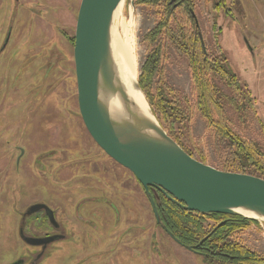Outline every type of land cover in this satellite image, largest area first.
<instances>
[{
  "label": "rangeland",
  "instance_id": "1",
  "mask_svg": "<svg viewBox=\"0 0 264 264\" xmlns=\"http://www.w3.org/2000/svg\"><path fill=\"white\" fill-rule=\"evenodd\" d=\"M139 1L125 0L114 23L115 34L118 36L121 34L120 36L123 37L124 31L125 36L127 33L130 34L129 36L135 41L139 64L138 77L149 55L147 36L158 25L161 18V9L141 4ZM193 1L196 4V16L209 49L213 51L216 42L220 43L223 55L238 75L241 84L250 93L249 99L254 98L256 101L255 107L249 110V115L244 120L239 118L235 110L227 109L232 119V128L241 137L256 140L264 149V0H226L225 4L221 0ZM80 3L81 0H0V48L9 39L6 49L0 53V77L3 75L0 83L3 78L11 81V75L24 65L35 74L34 78L39 79V82H36L31 89H28L30 85L27 89L24 86V82L29 81L28 76L24 78V82L23 79L19 80L18 82L21 83L17 86L11 85L8 89H0V107L3 108L0 116L4 114L6 122L12 124L10 119L14 120L23 112L25 113L30 100L38 103L39 110L43 111V117L40 118L41 122L43 121L41 125L48 130L49 134V137H42L44 140L41 148L58 149L64 153L67 176L61 179L69 180L71 186L77 181L79 171L82 177L84 172L93 171V166L101 165L105 168L106 161H109L105 158V154H102L104 150L90 135L79 112L74 46L70 39L75 35ZM219 28L222 29L221 34L218 32ZM246 40L249 41L250 47L246 45ZM43 70L45 77L41 80ZM165 76L173 89L191 94L192 79L187 59L180 57L174 50H171L170 61L166 64ZM40 81L42 84L48 82L43 91L42 87L37 89ZM24 89L27 90L25 92L27 96L22 101L24 103L15 104L18 101L15 95L23 93ZM41 91L44 92L42 93L44 98L40 104L36 94H41ZM8 103H14L15 107L13 108V104L6 106ZM30 108L32 110L33 106ZM4 122L5 120L0 117V125ZM25 122L26 119H22L19 124L23 127ZM28 122L27 128L31 124H37L32 118ZM27 128L24 129V133L28 132ZM190 128L189 136H182L181 141L185 144V148L192 152L196 151L193 154L200 161L202 156L206 161L204 163L223 170L230 155L228 150L225 153L217 152L211 130L205 119L198 114ZM22 131V128L16 126L13 130L9 128L4 129V132L0 130V137L3 138L2 143L0 142V149L3 151L0 156V175L2 176L0 177V190H2V195H0V264H9L20 256L19 251L11 253L4 246L7 231L12 224L11 212H14L15 207L11 205V200H7L8 193L6 196L3 193L4 189L8 188L6 182H9L12 173L11 169L9 171L6 169L14 164V158L19 153L15 145H27L31 148L35 146L40 149L36 138L25 139ZM54 152L57 151L51 153ZM62 166L63 164L58 169L60 170ZM110 166L112 180L108 181L105 178L107 173L103 171L98 173L103 183L98 184L106 188L110 183L115 191H121L128 197L130 195L128 213L124 210L122 212L121 228L136 227L132 230V234L135 237L138 236L143 242L144 264H154V262L156 264H231L225 260L219 263L214 257H203L175 243L162 226L156 223V218L143 190L134 186L136 182L139 184L134 174L129 170L125 175L122 168L124 166L118 162L114 161ZM92 175L96 177V173ZM86 180H90V176L87 175ZM132 191H135V194ZM140 199L144 215L140 213L139 217L136 207ZM126 201L117 200L123 205H126ZM24 209L25 205L21 204L18 206L17 213L21 216ZM115 218L113 214L110 224L111 231L117 227ZM139 218L140 223L136 222ZM18 223L19 221L15 224L16 228ZM119 231L115 230L116 233ZM153 236L158 239V242H153ZM235 239L264 258V222L258 221L246 231L237 232ZM78 240L80 243L78 248L71 246L58 256L52 254L46 258V264H74L82 260V255L89 251L91 244L88 237L79 235ZM102 241L103 239H97L98 243ZM151 241L154 244V251ZM131 242L134 245V241L130 240ZM154 246L157 247L156 250ZM135 247L141 248L140 246ZM128 251L130 253L127 250H117L118 254L115 253L111 261L116 263L115 258L119 255L121 259L123 258L120 264H139L137 257L131 254L132 249ZM154 253L158 257H155ZM98 258L101 257L98 256ZM86 262L89 264V261Z\"/></svg>",
  "mask_w": 264,
  "mask_h": 264
},
{
  "label": "water",
  "instance_id": "2",
  "mask_svg": "<svg viewBox=\"0 0 264 264\" xmlns=\"http://www.w3.org/2000/svg\"><path fill=\"white\" fill-rule=\"evenodd\" d=\"M121 2L125 0H81L78 11L74 41L78 103L90 135L135 175L145 189L157 223L178 242L162 220L151 187L190 211L241 215L264 222V178L225 171L189 154L158 120L139 78L136 87L144 94L155 120L129 97L111 48L115 11ZM245 43L250 47L249 41ZM115 95L121 97L123 106L117 115L112 114L108 104Z\"/></svg>",
  "mask_w": 264,
  "mask_h": 264
},
{
  "label": "flooded vegetation",
  "instance_id": "3",
  "mask_svg": "<svg viewBox=\"0 0 264 264\" xmlns=\"http://www.w3.org/2000/svg\"><path fill=\"white\" fill-rule=\"evenodd\" d=\"M74 41L75 35H73L72 39H70V42L73 46ZM8 43L9 39L2 46V48H0V53L6 49ZM26 67L27 66L24 65L23 68L18 69L13 75H11V81L9 79L3 78L0 83V89H8V86L11 85L17 86V84L21 83L18 81L23 79L24 82V78H26L27 76L29 77V81L24 82V86L26 89L28 85H30L28 89L33 88L34 84L36 82H39V79L37 80V77L34 78L35 74L32 71H29V67ZM41 73V80H43L45 77L44 70ZM1 77H3V75ZM18 77H20V79H18ZM3 81L5 82L3 83ZM47 84H42V82L40 81V85H38L37 89L42 87L43 91ZM26 89L22 91L23 93L15 95V98L18 99L15 104L24 103H22V101L27 96V93H25L27 92ZM49 90H51V88H49ZM42 91L41 94H36L38 95L40 104L43 102L44 98V94H42L44 92ZM21 96H23V98H21ZM1 103L4 106V103ZM11 104H13L14 108V103H8L6 106ZM30 106H33L32 110ZM2 109L3 108L0 107V111H2ZM34 114L35 116L33 117ZM0 117L5 120V122L0 125L1 131L4 132V129L7 128L13 130L15 129V126L17 128H22V135L25 137V139L36 138V141L40 144V149H42L41 145L44 138L49 137L48 130H46L41 125V123H43V121L41 122L43 111L39 110L38 103H36L34 100H30L25 113L23 112L19 117L17 116L16 118H14V120L10 119L12 124L6 122L7 119H4V114ZM31 118L34 119L37 124H31L30 127L27 128L26 126L29 124L28 120ZM22 119H26L23 127L19 124ZM25 128H27L28 130L27 133H24ZM42 137L44 138L42 139ZM2 141L3 138L0 137V142L2 143ZM15 148L19 153H17L14 158V164H11L6 169L8 171L11 169L12 173L8 180L9 182H6V184H8V188L4 189L3 191L4 196H6V194L8 193L7 200L12 201L11 205H15V207L13 208L14 212H11L12 224L9 228V231H7L8 233L6 234V241L4 243V246L6 247V249H9L11 253H16L19 251L20 256L18 258H15L9 264H46L45 260L47 257H50V255L53 254L55 256H58L62 251L65 252L71 246L78 248L80 244L78 240L79 235L80 237H88L91 247L88 252H84L81 257L82 260L74 264H87L86 261H89V264H120V261L123 258L121 259L118 255L115 258L116 263H113L111 261L113 255L115 253L118 254L117 250H127V252H129L128 250L131 249V254H133L134 257H137L138 263L144 264L145 256H143V252L145 248L143 247V242L139 240L138 236L135 237L132 234V230L136 229V227L125 226L121 228L123 223L122 212L124 210L128 213L127 207L128 202H130V195L128 197L126 194L121 193V191H115L110 183L106 188L98 184L103 183V179H101V177H99L98 175V173H102L103 171L107 173L105 178L108 179V181L112 180V168L110 165H112L115 160L111 156H109L104 151V153L102 154H105V158L109 160L106 161L107 163L105 164V168L101 165H99V167L93 166V171L89 170L90 172H84L82 174V177H80L81 172L79 171L77 174V181L73 182V186H71L69 180H67L66 178L61 179L62 177L64 178L67 176L65 157L62 151L58 149L50 150L45 148L40 150L39 147L36 148L34 146L33 148H31L27 145H15ZM53 151L57 152L51 153ZM1 153H3V151L0 149V156ZM61 164H63V166L59 170L58 168L61 166ZM122 168L125 171V175H127L129 169H126V167ZM93 173H96V177L92 175ZM87 175L90 176V180H86ZM0 177L2 176L0 175ZM51 179L53 180V182ZM134 186L137 187V189L140 188L141 190H143V194L148 199L145 193V189L140 182L139 184L137 182L134 183ZM150 190L155 199L159 213L164 212L162 214L163 220L165 219V222H168L170 224L169 225L168 223H166L167 227L181 241L178 242L168 234L175 243H178L191 252L199 254L203 257H214L218 260L219 263L225 260L220 256L222 252L219 254H212V252L206 250L207 247L205 245H200L197 247V244H194L193 239H191L190 234H186L185 237H183L182 234H179L176 230H174L169 221V216L166 213V211L168 210H162L163 208L160 210V206L163 205L162 201L164 200V198H167L166 195L153 187H151ZM132 193L135 194V191H132ZM0 195H2V190H0ZM125 198L127 201L125 200ZM118 199H121L122 202L126 201V205L118 203ZM133 199L135 200L134 197ZM148 202L151 206L149 199ZM137 203L138 206L136 207V210L139 213L138 216L140 217V213L144 215V209L141 204V199L138 200ZM21 204L25 205V209L20 216L17 211L18 206H21ZM113 214L116 216L115 221L117 227L111 231L110 224L113 219ZM18 215L20 216V218L18 217ZM18 221V227L16 228L15 224ZM140 221L141 219L139 218L136 222L140 223ZM223 223L224 222L218 223V225L213 229L212 233L220 228ZM115 230L120 231L116 233ZM211 234H209V236ZM113 235L116 236L114 237ZM152 238L154 239L153 242H158V239H156L155 236H153ZM97 239H103V241L98 243ZM130 240L134 241V245L132 244V242L130 243ZM139 242H141V245H139ZM153 242L152 249L154 245ZM135 246H140L141 248ZM188 246H190V248H188ZM154 248L156 250L157 247L154 246ZM222 254L228 256V259L225 261L231 262V264L242 263L241 260H238L235 254H226L224 252ZM98 256L101 258H98ZM155 257H158L157 254L155 255ZM134 260L132 262H134ZM154 264L156 263L154 262Z\"/></svg>",
  "mask_w": 264,
  "mask_h": 264
},
{
  "label": "trees",
  "instance_id": "4",
  "mask_svg": "<svg viewBox=\"0 0 264 264\" xmlns=\"http://www.w3.org/2000/svg\"><path fill=\"white\" fill-rule=\"evenodd\" d=\"M221 2L225 4L226 0ZM139 3L161 9L158 25L147 36L149 55L139 76L141 89L160 123L195 157L193 153L196 151L185 148L181 140L182 136H189L192 121L199 114L211 130L217 152L225 153L228 150L230 159L225 162L223 170L264 178V149L256 140L234 132L227 111L228 108L235 110L244 120L256 101L249 99L250 93L223 55L218 39L215 49H209L196 16L195 1L140 0ZM219 30L221 34L222 29ZM171 50L187 59L192 79L191 94L173 89L165 76ZM200 159L206 162L204 157ZM162 203L160 210H168L166 213L172 228L183 237L190 234L197 247L205 245L212 254H235L241 264H264L260 254L235 239L237 232L246 231L257 223L256 220L241 215L190 211L168 197ZM161 217L163 220V215ZM163 222L168 223L165 219ZM220 222H224L223 225L212 233ZM222 253L220 256L227 260L228 256Z\"/></svg>",
  "mask_w": 264,
  "mask_h": 264
},
{
  "label": "bare ground",
  "instance_id": "5",
  "mask_svg": "<svg viewBox=\"0 0 264 264\" xmlns=\"http://www.w3.org/2000/svg\"><path fill=\"white\" fill-rule=\"evenodd\" d=\"M123 2L118 6L115 11V18L118 17L120 11L123 7ZM125 28V26H124ZM116 30V29H115ZM118 33V32H117ZM127 33V30H126ZM120 34V33H119ZM121 35V34H120ZM118 36L114 32V26L112 27L111 32V48L112 55L120 75L122 82L125 85V88L128 92L129 97L139 105V107L143 110V112L152 120H155V117L150 112V106L147 102L144 94L140 89L136 87V80L138 77V60L136 55V46L135 41L130 37L127 33L123 31V37ZM109 109L112 114L117 115L122 111V101L119 95H115L111 97L109 102ZM245 215L252 216L253 214L247 211L240 210Z\"/></svg>",
  "mask_w": 264,
  "mask_h": 264
}]
</instances>
